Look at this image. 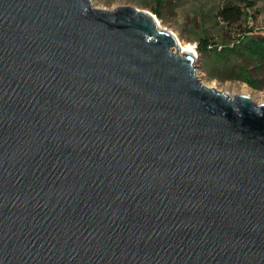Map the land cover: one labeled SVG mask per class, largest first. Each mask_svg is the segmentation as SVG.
Instances as JSON below:
<instances>
[{
	"label": "water",
	"instance_id": "water-1",
	"mask_svg": "<svg viewBox=\"0 0 264 264\" xmlns=\"http://www.w3.org/2000/svg\"><path fill=\"white\" fill-rule=\"evenodd\" d=\"M151 12L0 0V264H264V104Z\"/></svg>",
	"mask_w": 264,
	"mask_h": 264
},
{
	"label": "rangeland",
	"instance_id": "rangeland-1",
	"mask_svg": "<svg viewBox=\"0 0 264 264\" xmlns=\"http://www.w3.org/2000/svg\"><path fill=\"white\" fill-rule=\"evenodd\" d=\"M223 4V0H93V6L102 10L132 6L153 13L164 27L175 33L182 42L194 46L198 55L197 74L204 85L226 92L229 96L240 95L247 91L256 103L264 104V71L252 72V77L259 80V88L254 89L245 82L228 79V75L221 70L213 72L217 78L212 79L211 68L203 65L204 60L197 49L201 36H207L222 47H226L235 42L241 34L239 28H230L217 17L218 10ZM252 12H256L257 16L247 26L254 27L255 33L263 35L264 0L260 1Z\"/></svg>",
	"mask_w": 264,
	"mask_h": 264
},
{
	"label": "trees",
	"instance_id": "trees-1",
	"mask_svg": "<svg viewBox=\"0 0 264 264\" xmlns=\"http://www.w3.org/2000/svg\"><path fill=\"white\" fill-rule=\"evenodd\" d=\"M260 1L263 0H223L217 17L228 27L239 28L241 34L226 47L207 36L199 38L197 49L204 60L203 65L211 68L210 74L221 70L228 75V79L245 82L254 89L259 88V80L252 77V72L264 71V34L255 33V28L247 25L256 18V12L252 10ZM156 14H159L158 10Z\"/></svg>",
	"mask_w": 264,
	"mask_h": 264
},
{
	"label": "bare ground",
	"instance_id": "bare-ground-1",
	"mask_svg": "<svg viewBox=\"0 0 264 264\" xmlns=\"http://www.w3.org/2000/svg\"><path fill=\"white\" fill-rule=\"evenodd\" d=\"M158 24L160 25V27L165 28L164 25L160 22V20L158 19ZM167 29V28H166ZM169 30V29H168ZM175 34V33H174ZM176 38H177V44H176V48L183 54L186 52H193L197 54L196 49L194 48V46H192L191 44L188 43H184L182 42L179 37L175 34ZM243 94L249 95L251 96V94L247 91H245ZM252 97V96H251ZM253 99V98H252ZM254 100V99H253Z\"/></svg>",
	"mask_w": 264,
	"mask_h": 264
}]
</instances>
